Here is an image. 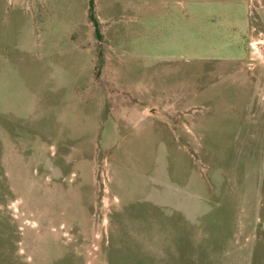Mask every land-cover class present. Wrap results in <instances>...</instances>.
I'll list each match as a JSON object with an SVG mask.
<instances>
[{"label":"rangeland","instance_id":"374dc122","mask_svg":"<svg viewBox=\"0 0 264 264\" xmlns=\"http://www.w3.org/2000/svg\"><path fill=\"white\" fill-rule=\"evenodd\" d=\"M0 0V264H264V0Z\"/></svg>","mask_w":264,"mask_h":264},{"label":"trees","instance_id":"16d2710c","mask_svg":"<svg viewBox=\"0 0 264 264\" xmlns=\"http://www.w3.org/2000/svg\"><path fill=\"white\" fill-rule=\"evenodd\" d=\"M89 18L91 19V21L94 25L95 33L97 34V36H100V32H99V28H98V21L93 14V0H90V2H89Z\"/></svg>","mask_w":264,"mask_h":264}]
</instances>
